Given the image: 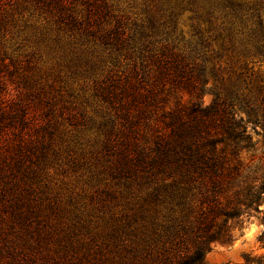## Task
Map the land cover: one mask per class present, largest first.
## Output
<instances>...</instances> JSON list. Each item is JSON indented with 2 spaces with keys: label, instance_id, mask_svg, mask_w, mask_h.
I'll use <instances>...</instances> for the list:
<instances>
[{
  "label": "trees",
  "instance_id": "1",
  "mask_svg": "<svg viewBox=\"0 0 264 264\" xmlns=\"http://www.w3.org/2000/svg\"><path fill=\"white\" fill-rule=\"evenodd\" d=\"M153 1L167 28L157 39L130 30L105 0H88L84 19L67 14L70 24L88 26L106 54L110 74L96 94L105 106L96 128L106 170L123 180L126 196L135 194L129 213L113 219L120 224L107 241L87 240L48 213L52 201L35 200L20 176L4 172L0 264H206L214 243H232L254 222L262 225L263 253L243 264H264V88L253 91L243 78L248 63L264 66V0ZM182 13L196 40L169 42L168 28ZM206 52L242 66L203 106ZM6 114L13 122L14 113ZM13 145V164L25 172L24 151L35 144L18 136ZM94 192L92 210L117 198L107 186Z\"/></svg>",
  "mask_w": 264,
  "mask_h": 264
},
{
  "label": "rangeland",
  "instance_id": "2",
  "mask_svg": "<svg viewBox=\"0 0 264 264\" xmlns=\"http://www.w3.org/2000/svg\"><path fill=\"white\" fill-rule=\"evenodd\" d=\"M105 2L110 13L126 19L130 30L155 39L165 36L167 28L153 0ZM87 11L88 0H0V174L14 172L35 200L55 204L48 213L76 225L77 234L87 240L102 242L118 222L113 219L129 213L135 194L126 196L123 180L106 170L102 136L96 128L105 107L96 94L110 74L106 54L103 46L93 44L87 25L70 24L67 17L73 14L81 20ZM188 15L182 13L175 28H168L169 42L196 40ZM203 59L208 81L201 101L207 106L215 92L227 85L230 70L238 72L242 65L225 57L218 61L211 52ZM243 78L244 86L253 91L264 88V66L248 63ZM260 95L264 96V89ZM8 112L16 116L11 123ZM236 113L243 114L237 108ZM21 114L27 117L25 125ZM16 136L26 145L35 144L32 151H24L25 172L13 164ZM106 186L116 190L117 198L92 210L90 196ZM261 229L254 222L232 243H214L205 263L243 264L247 256L262 254L257 242Z\"/></svg>",
  "mask_w": 264,
  "mask_h": 264
}]
</instances>
